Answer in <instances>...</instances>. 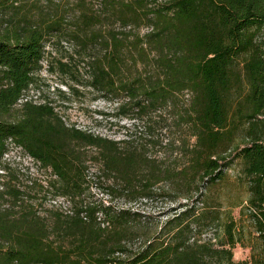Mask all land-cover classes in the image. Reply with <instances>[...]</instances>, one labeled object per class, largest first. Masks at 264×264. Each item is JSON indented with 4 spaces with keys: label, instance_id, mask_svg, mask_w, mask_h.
Wrapping results in <instances>:
<instances>
[{
    "label": "trees",
    "instance_id": "obj_1",
    "mask_svg": "<svg viewBox=\"0 0 264 264\" xmlns=\"http://www.w3.org/2000/svg\"><path fill=\"white\" fill-rule=\"evenodd\" d=\"M61 40L85 59L88 79L72 60L51 62L50 71L70 78L64 84L77 98L90 90L115 105L111 115L98 114L135 121L174 111L172 125L188 133L179 164L160 168L144 150L67 126L50 101L19 102L40 80L46 44ZM9 138L51 169L50 190L74 210L42 217L27 201L38 199L34 191H0L26 202L19 218L10 209L0 215V264H264V0H0V169ZM87 146L98 153L88 157ZM237 159L247 196L231 206L256 240L243 260L233 258L244 226L231 211L221 241L200 238L222 214L201 189L226 184ZM87 160L113 179L112 194L196 199L180 202L181 212L133 248L139 214L86 201ZM163 181L168 191L156 188Z\"/></svg>",
    "mask_w": 264,
    "mask_h": 264
},
{
    "label": "rangeland",
    "instance_id": "obj_2",
    "mask_svg": "<svg viewBox=\"0 0 264 264\" xmlns=\"http://www.w3.org/2000/svg\"><path fill=\"white\" fill-rule=\"evenodd\" d=\"M147 29H141V34ZM47 51L43 62L42 69L39 73V82L37 85L31 86L25 93L27 101L42 103L50 101L58 115H60L67 126H73L82 131H86L95 136L104 139L119 142V147L125 150L135 149L138 151H146L148 160L155 161L154 164L160 168H168L174 164H179L181 161L180 142L188 136L187 132H181L172 125L174 120V111L171 109H160L151 116H143L135 121H129L126 118L116 116H104L98 114V111L105 113H113L114 104L106 102L102 98L94 99L96 94L90 90H85V94L77 98L69 93L68 86L65 82L73 83L67 76H62L58 72L50 71V63H54L59 59L62 61L72 60V66L76 67L82 75V79H88L86 68L84 65L85 59H81L76 52L75 45L68 40L60 42H50L46 44ZM83 90V88L79 87ZM64 91L67 98L63 99L59 92ZM191 143L193 139H190ZM88 157L95 156L98 149L95 147H86ZM89 159V158H88ZM4 168L0 169V191H11L15 188L21 190H31L37 194V200H27L28 203L37 207V213L40 216H48L52 211H57L49 202V197L56 196L48 185L55 178L52 175L50 168H43L40 165L32 164L25 161L21 154L9 152L3 159ZM181 163V162H180ZM86 175L90 181L88 189L84 193L86 201L95 203H103L105 197L100 193L108 191L110 200L114 206L120 209H129L130 211L139 214L141 222L134 223L132 226L135 241H130L129 246L135 248L145 238L152 236L156 231L164 225L169 218L175 213L181 212L183 209L179 203H194L196 195L192 198H184L178 196H154L151 199L136 198L130 199L120 194H112L108 190V186L113 183L111 177L102 174V166L98 161L87 160ZM151 164H147L149 167ZM228 182L216 188L215 186L204 190L208 203L219 202L221 204V218L218 223L210 226H205L201 229L200 238L204 241L211 240L217 243L223 239V222L226 220L225 212L231 211V215L237 223L244 226L243 245L235 246L233 251L234 260L248 259L251 254V246L255 245L256 240L254 231L246 216L240 217L239 208L233 207L232 202L236 201L237 196L246 198V185L240 184L239 175V159L235 160L231 169L227 171ZM41 186L48 191L46 194L37 193L41 191ZM91 187H94L91 189ZM156 188L160 191H168L171 188L170 181L160 182ZM158 191V190H157ZM5 194L0 198V215H8L6 211H13L9 214L15 219L21 214V207L25 206L26 202L16 201L10 194ZM174 197H179L175 200ZM71 206L74 210V203L70 199ZM176 208V210H172ZM23 212V210H22ZM217 224V225H216ZM102 227V226H101ZM255 241V242H254ZM1 244V241H0Z\"/></svg>",
    "mask_w": 264,
    "mask_h": 264
},
{
    "label": "built area",
    "instance_id": "obj_3",
    "mask_svg": "<svg viewBox=\"0 0 264 264\" xmlns=\"http://www.w3.org/2000/svg\"><path fill=\"white\" fill-rule=\"evenodd\" d=\"M24 96L25 95H23L21 97V99L19 100L20 103L27 101V99ZM9 152L19 153V154H21L23 159H25V161L30 162L32 164L40 165L39 161L34 159L22 146L18 145L13 139H10V138L6 141V151L3 154V158L5 156H7ZM93 188L94 187H91V189H93ZM100 195L105 197V199L103 200V203H102L103 206H111V207H114L116 209H120V208L114 206L113 203L110 200H108L110 198L108 191L102 192V193H100ZM49 202L52 204V206L56 207L55 209L58 212L65 214V215H72L73 214V208L71 206V202H70V199L68 197H66V196H52V197H49ZM81 216L83 217V219H86V216L84 213H81ZM98 221H100V225L103 228H106L109 226L107 221L102 220L100 213H98Z\"/></svg>",
    "mask_w": 264,
    "mask_h": 264
}]
</instances>
